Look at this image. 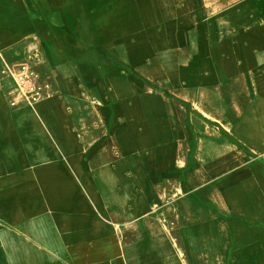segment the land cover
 I'll return each mask as SVG.
<instances>
[{
  "label": "rangeland",
  "instance_id": "rangeland-1",
  "mask_svg": "<svg viewBox=\"0 0 264 264\" xmlns=\"http://www.w3.org/2000/svg\"><path fill=\"white\" fill-rule=\"evenodd\" d=\"M41 67L0 93V264H264L263 69Z\"/></svg>",
  "mask_w": 264,
  "mask_h": 264
},
{
  "label": "crops",
  "instance_id": "crops-1",
  "mask_svg": "<svg viewBox=\"0 0 264 264\" xmlns=\"http://www.w3.org/2000/svg\"><path fill=\"white\" fill-rule=\"evenodd\" d=\"M183 52L264 70V0H0V93L29 62L78 81L69 66L109 72Z\"/></svg>",
  "mask_w": 264,
  "mask_h": 264
}]
</instances>
